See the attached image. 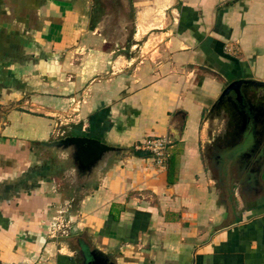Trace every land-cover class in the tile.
Listing matches in <instances>:
<instances>
[{
	"label": "crops",
	"instance_id": "crops-1",
	"mask_svg": "<svg viewBox=\"0 0 264 264\" xmlns=\"http://www.w3.org/2000/svg\"><path fill=\"white\" fill-rule=\"evenodd\" d=\"M174 1L151 58L96 38L90 1L0 0V264H82L92 247L115 264H264V135L214 106L232 80L264 83V0ZM64 127L118 152L78 171L50 145ZM157 137L163 155L135 153Z\"/></svg>",
	"mask_w": 264,
	"mask_h": 264
},
{
	"label": "rangeland",
	"instance_id": "rangeland-1",
	"mask_svg": "<svg viewBox=\"0 0 264 264\" xmlns=\"http://www.w3.org/2000/svg\"><path fill=\"white\" fill-rule=\"evenodd\" d=\"M90 1L92 23L96 24L94 36L96 38L108 39L109 45H113L114 41L122 46L119 52L126 55L138 56L139 53L152 56H160L159 53L163 48V40L165 32L168 33L172 29L176 15L173 2L166 4L162 0H87ZM168 1V0H167ZM143 7L148 11L146 22H155V29H148L145 32L140 30L141 36L136 40L133 35L136 29V13ZM157 12V13H156ZM89 16V15H88ZM154 19V20H152ZM150 22V23H151ZM139 32V31H138ZM132 43L134 46L132 47ZM157 44V45H156ZM113 48V46H112ZM131 48V50H130ZM130 52L128 53V51ZM68 127L60 128L59 133L67 135ZM205 152H202V155ZM65 179H62V185L65 186ZM75 196V195H74Z\"/></svg>",
	"mask_w": 264,
	"mask_h": 264
},
{
	"label": "water",
	"instance_id": "water-1",
	"mask_svg": "<svg viewBox=\"0 0 264 264\" xmlns=\"http://www.w3.org/2000/svg\"><path fill=\"white\" fill-rule=\"evenodd\" d=\"M258 88H264V83L244 78L235 79L228 82L222 88L216 100V102L223 101V98L226 97L225 99L228 101L232 114H239L243 125L242 128L249 126V129H253L259 124V129L254 128L251 131L252 135H264V110L258 107V102H252L250 98L253 94L252 92ZM232 117L234 116L232 115ZM50 145L62 146L65 150H70V155L78 171L91 170V165L94 162L96 164L102 156L104 157L108 152H115V154L118 152L116 148L85 135L63 136L60 139L52 141ZM95 166H98V164ZM83 256L82 264H115L107 254L96 247L85 250Z\"/></svg>",
	"mask_w": 264,
	"mask_h": 264
},
{
	"label": "built area",
	"instance_id": "built-area-1",
	"mask_svg": "<svg viewBox=\"0 0 264 264\" xmlns=\"http://www.w3.org/2000/svg\"><path fill=\"white\" fill-rule=\"evenodd\" d=\"M227 51H233V48L230 46H225ZM169 141L166 137H157L145 140L141 147L144 150H147L149 153L155 156H161L165 152L166 146L168 145Z\"/></svg>",
	"mask_w": 264,
	"mask_h": 264
},
{
	"label": "flooded vegetation",
	"instance_id": "flooded-vegetation-1",
	"mask_svg": "<svg viewBox=\"0 0 264 264\" xmlns=\"http://www.w3.org/2000/svg\"><path fill=\"white\" fill-rule=\"evenodd\" d=\"M222 103V101H218V102H216L215 103V106H218V105H220ZM211 153H212V151H211ZM213 155L214 156H216V157H218V153H214V151H213ZM214 159H215V157H214ZM216 160V159H215ZM260 162V159H256V160H254V163L255 164H258Z\"/></svg>",
	"mask_w": 264,
	"mask_h": 264
},
{
	"label": "trees",
	"instance_id": "trees-1",
	"mask_svg": "<svg viewBox=\"0 0 264 264\" xmlns=\"http://www.w3.org/2000/svg\"><path fill=\"white\" fill-rule=\"evenodd\" d=\"M135 153L138 154V155L139 154H149V152H146V151L145 152L144 151H137V150H135Z\"/></svg>",
	"mask_w": 264,
	"mask_h": 264
}]
</instances>
